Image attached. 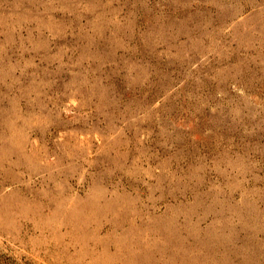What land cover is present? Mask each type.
Instances as JSON below:
<instances>
[{
    "label": "rangeland",
    "instance_id": "1",
    "mask_svg": "<svg viewBox=\"0 0 264 264\" xmlns=\"http://www.w3.org/2000/svg\"><path fill=\"white\" fill-rule=\"evenodd\" d=\"M0 264H264V0H0Z\"/></svg>",
    "mask_w": 264,
    "mask_h": 264
},
{
    "label": "bare ground",
    "instance_id": "2",
    "mask_svg": "<svg viewBox=\"0 0 264 264\" xmlns=\"http://www.w3.org/2000/svg\"><path fill=\"white\" fill-rule=\"evenodd\" d=\"M72 219V218H71ZM70 220V219H69Z\"/></svg>",
    "mask_w": 264,
    "mask_h": 264
}]
</instances>
